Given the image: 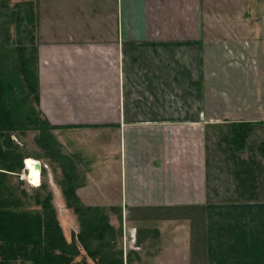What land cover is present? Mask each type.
I'll list each match as a JSON object with an SVG mask.
<instances>
[{
	"label": "crops",
	"instance_id": "0c3cea01",
	"mask_svg": "<svg viewBox=\"0 0 264 264\" xmlns=\"http://www.w3.org/2000/svg\"><path fill=\"white\" fill-rule=\"evenodd\" d=\"M26 1L39 108L138 264H264V0Z\"/></svg>",
	"mask_w": 264,
	"mask_h": 264
},
{
	"label": "rangeland",
	"instance_id": "374dc122",
	"mask_svg": "<svg viewBox=\"0 0 264 264\" xmlns=\"http://www.w3.org/2000/svg\"><path fill=\"white\" fill-rule=\"evenodd\" d=\"M3 1L5 3L9 2L8 8L2 7ZM24 8L22 7V10ZM16 11L17 9L13 7V3L10 0H0V25L2 32H4L0 35V51L3 50L5 52L7 67L12 70L14 60L22 55L21 49L24 48L23 52L25 55H23L29 61V68L39 77L38 60L33 50L35 43H33L31 35L28 33L29 30H33V26L26 19V11L23 22L17 20ZM5 32L9 36V42L6 43L4 42L6 40ZM21 83L26 89V82H24L23 76H21ZM34 83L36 85L37 82L34 81ZM26 90L29 91L28 88ZM33 93L35 94V92ZM34 94L31 95L30 92L28 101L24 102L22 100L20 102V97L15 101L19 109H21L19 105L23 103L22 108L24 113L35 110L32 119L30 118L28 120L24 113L11 119L0 117V212L12 214V216L17 218L21 216L25 221L26 216L29 214L33 223L32 225L29 222L27 223L28 225L24 230L25 235H29L27 232H30L31 228L37 231V233L31 235L34 237H25L27 240L37 243L35 245L32 243L29 247L45 248L49 241L45 229L48 224L47 216L51 214L50 207L55 211L65 239L69 243L73 242L74 235L78 236L80 232L81 223L78 215L66 203L63 192V186L66 180L62 169L64 167L69 169V159H72L74 163L72 165L74 168L73 172L77 176L80 175V177L82 172L75 170L76 158L68 155V152L63 147L59 150L58 145L55 147L53 142L54 146L52 147L57 153H60V160H58V157L55 159L52 158L38 145L37 140L40 136L42 134L48 135L49 133H53V130L44 123L42 113H40L42 112L39 108L40 104H37ZM28 157H32L42 164L41 178L37 186L31 184L28 173L25 170V163ZM73 172L72 174H74ZM76 181L74 182L76 183ZM106 213L114 231L112 234L108 233L102 242H96L93 245L100 252H97V254L93 253L92 255L89 254L88 250L81 244L77 237L76 242L78 243L79 252L75 255L73 261H82L84 264H102L100 263L101 258L108 256L110 258L115 257L121 259L123 264H138V260H140V247L132 222L129 220L126 221L118 212L113 214L117 216L116 219L115 216L111 217L109 211ZM36 216L38 219L35 218ZM27 219L29 220V217ZM15 237L24 239L20 233L16 234ZM55 252L57 254L60 253L57 249ZM36 258H39L42 263H45L47 260L44 262L40 256L34 257L33 254L27 252L23 257L19 256L17 260H11L10 263L9 259L7 264H35ZM37 263L42 264L40 262Z\"/></svg>",
	"mask_w": 264,
	"mask_h": 264
},
{
	"label": "trees",
	"instance_id": "16d2710c",
	"mask_svg": "<svg viewBox=\"0 0 264 264\" xmlns=\"http://www.w3.org/2000/svg\"><path fill=\"white\" fill-rule=\"evenodd\" d=\"M2 7L8 8V3L2 2ZM13 7L17 9L16 18L18 21H24L25 11L27 21L32 24L33 30H29L28 33L31 35V40L35 43V26L37 23L35 4L31 1L26 2H16L13 3ZM22 7H25L22 10ZM22 11H24L22 13ZM23 14V15H22ZM33 14V16H32ZM4 33L2 32V27L0 25V35ZM6 34V40L9 42V36ZM34 54L37 59V48L34 44ZM22 55L19 58H16L12 64V70L8 69L6 64V54L5 52L0 51V117H4L6 119L17 117L20 114H23L22 104L19 105L21 109L18 108V104H16V100L20 97L21 100L28 101L31 95L35 92V100L37 104H40V89H39V77L34 74L29 68V61L24 56V48L21 49ZM24 54V55H23ZM15 63V65H14ZM15 68V69H14ZM36 75V78H35ZM21 76H23L24 82H26V89L21 83ZM35 82L36 85H34ZM36 86V89H35ZM23 95V98H22ZM25 95V97H24ZM35 113V110L32 112H25L24 114L27 116L28 120L32 119V115ZM42 113V112H40ZM43 121L47 124L52 130L56 128L55 125L51 124V122L42 114ZM253 130L251 123H234L232 125V142L237 149H242L245 147L246 140L248 136L251 134ZM58 145L59 150L61 147L58 142L55 140L54 134L49 133L42 134L40 138L37 140L38 145L48 153L52 158H57L60 160V153H57L55 149L52 147ZM54 149V150H53ZM260 149L264 153V142L260 145ZM70 161V159H69ZM64 171L65 182L63 192L65 194L66 203L68 207L72 208L75 213L78 215V218L81 223V229L78 233V236L74 235L73 242L69 243L63 234V230L61 225L57 220V216L52 207L49 208L51 214L47 216L48 224L45 229L46 236L49 237V241L45 248L43 247H29L33 242L27 240L25 237H34L31 236L34 233H37L35 229L31 228L30 232L27 233L29 235H25V228L29 222L31 225L33 223L32 218L28 214L25 219L12 216V214H8L5 212H0V264H7V261L17 260L19 256L23 257L27 252L29 254H33V256H40L41 259L46 260L45 263H42L39 258L35 259V264H84L82 261L74 262L73 259L76 254H78V243L76 242L77 237L79 238L81 244L85 246L88 250L89 254H97L100 251L93 247L96 242H102L107 236L108 233L114 231L113 226L109 223L108 209L99 205H88L84 204L82 199L77 193V185L74 181H76V174L70 168L67 169L64 167L62 169ZM72 172L74 174H72ZM113 210H117L116 207ZM5 213V214H4ZM29 217V220L27 219ZM36 219L37 216L35 217ZM21 219V220H20ZM33 229V230H32ZM39 229V226H38ZM7 231H9L7 233ZM40 232V229H39ZM22 234V238L15 237L16 234ZM10 234V235H9ZM10 236V237H9ZM34 245L37 243H33ZM59 250L60 253L57 254L55 251ZM21 254V255H20ZM96 257V255H94ZM102 264H123L121 259H117L115 257L104 256L100 260Z\"/></svg>",
	"mask_w": 264,
	"mask_h": 264
},
{
	"label": "bare ground",
	"instance_id": "6f19581e",
	"mask_svg": "<svg viewBox=\"0 0 264 264\" xmlns=\"http://www.w3.org/2000/svg\"><path fill=\"white\" fill-rule=\"evenodd\" d=\"M36 160L34 158H28L26 161V166L29 174V179L35 184L39 185L41 178V170L35 166Z\"/></svg>",
	"mask_w": 264,
	"mask_h": 264
},
{
	"label": "water",
	"instance_id": "95a60500",
	"mask_svg": "<svg viewBox=\"0 0 264 264\" xmlns=\"http://www.w3.org/2000/svg\"><path fill=\"white\" fill-rule=\"evenodd\" d=\"M35 166H36V168H39V169L41 168L39 163H36Z\"/></svg>",
	"mask_w": 264,
	"mask_h": 264
},
{
	"label": "built area",
	"instance_id": "2783aa9c",
	"mask_svg": "<svg viewBox=\"0 0 264 264\" xmlns=\"http://www.w3.org/2000/svg\"><path fill=\"white\" fill-rule=\"evenodd\" d=\"M37 163H40L39 161L36 160ZM36 164V163H35ZM25 169H27V166L25 165ZM30 180V179H29ZM31 183H33L31 180H30Z\"/></svg>",
	"mask_w": 264,
	"mask_h": 264
}]
</instances>
